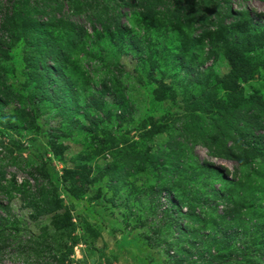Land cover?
I'll return each mask as SVG.
<instances>
[{"label": "rangeland", "instance_id": "374dc122", "mask_svg": "<svg viewBox=\"0 0 264 264\" xmlns=\"http://www.w3.org/2000/svg\"><path fill=\"white\" fill-rule=\"evenodd\" d=\"M91 1L51 3L84 32L47 99L31 96L22 45L0 57V221H19L0 230V264H202L223 222L236 236L211 264H264V0H229L219 31L192 0ZM207 163L226 181L195 171ZM212 181L219 218H182Z\"/></svg>", "mask_w": 264, "mask_h": 264}, {"label": "trees", "instance_id": "16d2710c", "mask_svg": "<svg viewBox=\"0 0 264 264\" xmlns=\"http://www.w3.org/2000/svg\"><path fill=\"white\" fill-rule=\"evenodd\" d=\"M192 1L195 4L194 8L198 9L197 13H201L203 11L207 16V20H212L210 29L212 27L217 31L226 29V27H224V25L221 23L225 17L232 14L231 7L227 6L229 4V0ZM52 2L53 0H5L3 4L0 2V57L9 56L12 51L18 48L19 45L24 47V51L21 52V56L25 61L27 75L29 77L28 81L32 85L31 96L32 98L35 97V101L38 102H42L43 100L47 99L45 77H52V73H59V71H63L62 63L65 61L67 56V48L69 47L70 49H76L80 44V38L84 32L83 30L74 28L75 26L68 21L56 19L54 15L58 8L57 5L52 6ZM108 2L110 8L116 10L124 5L125 0H108ZM216 3L220 4V6H215ZM73 4L69 8L73 12L78 11L79 9L75 7L79 6H73ZM88 5H94V2L91 0H86L85 6L82 5V8L87 10ZM197 13H193L192 21L195 23H200L203 13L200 15ZM101 19L102 18L97 14V20L102 24V26L106 24H109L110 26L114 25L115 31L121 33L120 35H128L126 29H122L117 26L115 23L116 17L110 16L109 21ZM228 28H230V26ZM107 31L109 33H107ZM111 32L113 31L105 30V37L106 34H108L107 37L110 38L112 36ZM160 33L161 32H159V35ZM165 36L168 38V34ZM51 62H53L54 65H52ZM233 115H235L236 118V112H234ZM238 125H241V120L237 121L236 123L237 134L242 130V128L244 129L243 126L239 127ZM252 125L253 123L249 122L246 126L252 128ZM239 135L242 134L239 133ZM197 142V140H193V144H197ZM27 144L29 146L35 147L33 144H30L29 141ZM255 148L257 156L264 158L263 146L259 145L255 146ZM221 154L222 155L219 154V156H222L223 159L230 160L232 158L228 150L221 151ZM195 171L199 172L200 176L205 174L209 180L212 177L218 179V181H226L225 176L221 175V171L217 167H214L208 163L198 165ZM195 180L197 182V178ZM212 185H215V181L206 183L204 185V190L201 193V196L203 197L202 201L205 203L209 202L204 211H202L199 215H189L188 213L182 214V208L177 207V210L181 211L180 215L182 218L185 220L188 218H195L194 222L199 226H204L209 223L214 224V221H210L211 218L215 220L218 219L219 216L215 215L216 213H214V208L211 206L210 202L215 203L217 200L224 201L226 199L224 197L223 191L214 188ZM207 198L209 199L207 200ZM172 218L173 217L171 214L166 217L168 221H171ZM203 219L205 220L203 221ZM18 223L19 221H16L14 217L7 214L4 218H1L0 230L2 228L6 229L10 227L11 224L19 226ZM223 224H225V226L220 231L221 239H217V237L214 236L208 240H201L200 245L206 250L208 257V259H206V255L198 253V258L202 264H211L213 260L220 258V256H217L216 252L214 254L211 253V247L220 251L221 246L229 247V245L232 246L234 243L236 233L229 232L234 223L223 222ZM10 231H12V229H9V232ZM10 236V233H3L0 236V253L12 246V240L10 239ZM29 238H36L38 240V237H34L33 235H29ZM253 241L254 239L251 240V242ZM260 242H264V239H261ZM22 264L26 263L22 262Z\"/></svg>", "mask_w": 264, "mask_h": 264}]
</instances>
